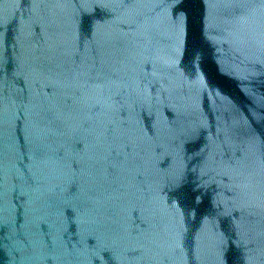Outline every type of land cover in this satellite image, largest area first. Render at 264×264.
<instances>
[{"label":"water","instance_id":"95a60500","mask_svg":"<svg viewBox=\"0 0 264 264\" xmlns=\"http://www.w3.org/2000/svg\"><path fill=\"white\" fill-rule=\"evenodd\" d=\"M0 264H264V0H0Z\"/></svg>","mask_w":264,"mask_h":264}]
</instances>
